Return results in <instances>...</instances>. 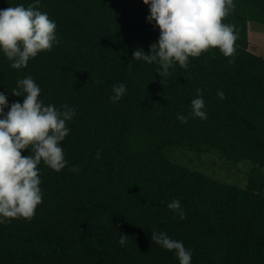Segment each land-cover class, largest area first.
Wrapping results in <instances>:
<instances>
[{
  "label": "trees",
  "instance_id": "trees-1",
  "mask_svg": "<svg viewBox=\"0 0 264 264\" xmlns=\"http://www.w3.org/2000/svg\"><path fill=\"white\" fill-rule=\"evenodd\" d=\"M254 1L260 6L249 16L263 23L264 0ZM9 3L32 0H0V8ZM33 6L56 21V42L21 68L0 52V91L9 103L22 100L11 88L31 75L44 104L76 111L60 142L67 164L59 171L43 160L36 166L42 200L32 217L0 223V264H179L174 250L151 240L153 228L192 249L191 264H264V58L248 49L242 20L232 18L240 44L230 57L212 46L162 76L159 65L131 56L137 47L148 52L158 37L145 19L149 10L128 0ZM119 82L126 91L110 101ZM197 95L206 118L178 120ZM168 145L213 148L255 169L244 187L222 182L171 161ZM173 198L183 219L166 207Z\"/></svg>",
  "mask_w": 264,
  "mask_h": 264
},
{
  "label": "clouds",
  "instance_id": "clouds-1",
  "mask_svg": "<svg viewBox=\"0 0 264 264\" xmlns=\"http://www.w3.org/2000/svg\"><path fill=\"white\" fill-rule=\"evenodd\" d=\"M40 2L32 0L28 6L9 3L8 7L0 8V52L11 62V68L26 66L30 57L50 49L56 42V21L33 6ZM143 3L149 10L146 21L154 22L159 34L148 52L137 47L131 56L159 65L156 68L159 75H167L174 63L186 67L189 56H199L212 46L218 47L224 56L230 57L235 52L238 35L235 26L222 22L235 8L234 0H143ZM16 85L11 92L22 96V100L9 103L6 93L0 91V223H6V218L32 217L42 200L40 169L36 166L43 160L45 165L59 171L67 164L60 142L69 132L66 122L76 111L75 106L67 104L59 108L44 104L38 98L40 87L31 75L18 79ZM125 91L122 82L112 85L109 100L118 101ZM196 91L199 93L200 89ZM216 94L224 98L222 90L217 89ZM190 108L188 114L177 113V119L184 122L189 116L206 118L203 96L192 98ZM26 148L28 154L22 155L21 150ZM70 168L78 171L76 165ZM166 207L184 218L185 210L178 198L170 200ZM150 238L161 247L174 250L179 264H191L192 249L186 248L182 241L155 228ZM118 243H125V235L119 237Z\"/></svg>",
  "mask_w": 264,
  "mask_h": 264
},
{
  "label": "rangeland",
  "instance_id": "rangeland-1",
  "mask_svg": "<svg viewBox=\"0 0 264 264\" xmlns=\"http://www.w3.org/2000/svg\"><path fill=\"white\" fill-rule=\"evenodd\" d=\"M128 2H130L131 6L138 11L146 12L148 10V7L143 3V0H128ZM234 3L235 8L231 9L227 15L222 18V22L234 25V30L238 33L240 32V29L236 26L238 21L242 20L246 32V38L250 44L248 45V49L264 58V22L255 23L249 16L250 13H248L250 8L259 7L260 3L254 0H234ZM237 16L240 19L232 21V18L235 19ZM239 44V41L236 39L234 45ZM213 47L214 49H218V47ZM164 150L171 161L179 163L191 170L216 178L219 181L235 184L241 187L246 185L247 176L252 172L253 168L255 169L254 164L248 159L232 161L222 156L216 149L209 147H205L199 152H193L186 147L179 145H168L165 146ZM258 168L264 173L263 167Z\"/></svg>",
  "mask_w": 264,
  "mask_h": 264
}]
</instances>
